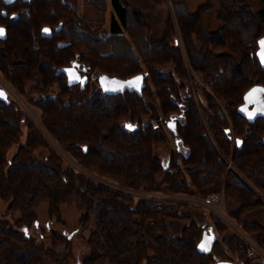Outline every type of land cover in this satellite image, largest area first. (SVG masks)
I'll return each instance as SVG.
<instances>
[{
    "label": "trees",
    "instance_id": "trees-1",
    "mask_svg": "<svg viewBox=\"0 0 264 264\" xmlns=\"http://www.w3.org/2000/svg\"><path fill=\"white\" fill-rule=\"evenodd\" d=\"M164 1L111 0L116 14L110 32L103 33L79 13V0H0V26L7 29V37L0 38V70L22 94L36 81L38 96L32 101L41 108L43 123L89 174L135 191L207 196L225 190L227 202L235 205H229L232 216L264 247V219L248 218L264 217V200L246 179L264 191V92L254 100L247 97L254 87L264 89V0L258 12L247 0H219L216 32L204 25L212 0L193 13L176 3L184 33L199 43L189 47L192 67L201 76L199 94L187 83L189 71L171 22L161 37L154 33ZM85 2L107 6L106 0ZM69 66L87 76L85 85L69 84L67 74L58 72ZM171 66L175 69L162 71ZM94 74L104 78L100 86H93ZM148 100L158 104L155 120H147L154 109ZM44 146L50 153L38 156ZM75 196L85 209L82 224L94 220L91 252L83 264L260 260L248 256L247 244L235 232L219 239L218 231L230 230L222 220L211 227V250H200L204 232L210 231L191 212L181 211L187 203L175 202L176 207L94 180L67 163L10 97H0V197L10 201L8 213L21 212L15 223L0 216V264H47L63 255L62 243L70 251L71 235L55 233L47 247L26 228L37 221L40 200L60 217L61 206ZM168 218L190 223L175 235Z\"/></svg>",
    "mask_w": 264,
    "mask_h": 264
},
{
    "label": "rangeland",
    "instance_id": "rangeland-1",
    "mask_svg": "<svg viewBox=\"0 0 264 264\" xmlns=\"http://www.w3.org/2000/svg\"><path fill=\"white\" fill-rule=\"evenodd\" d=\"M107 6L105 10L98 9L93 5L86 4L85 0H79V13L85 16L88 21L99 28L103 33H109L111 30V21L114 16L115 10L111 3V0H106ZM208 0H165L164 4L160 7L156 23L154 27V33L156 36L161 37L166 29L167 23L170 21L173 27V35L176 41V44L181 48L183 51V55L185 57V62L189 71L190 81L188 80L187 83L194 87L196 94H199L196 89V84L201 82V76L194 71L191 61H190V54H189V47H198L199 43L196 38L191 37L190 39L187 38L186 34L183 31V22L180 12L177 8L176 3L182 4V9L185 12L193 13L195 12L199 6L205 4ZM214 7L211 9L204 18V25L205 27L213 32H216L221 27V22L218 19V15L220 12V4L219 0H212ZM250 6L253 8L254 11L258 12L263 7L262 0H247ZM192 41V42H191ZM171 69H175L174 66L162 68V71L167 72ZM93 77V86L97 87L100 86L103 82L104 78L99 80L98 74ZM36 81L31 80L27 84V91L25 94L18 92L6 79L3 72L0 70V90L7 91L8 97H10L15 104L22 109L23 113L32 120L40 130V132L44 135L46 140L50 143L51 147L60 154V156L72 166L78 168L80 172L89 175L94 180L108 185L116 190L123 191L127 194H134L137 197H148L153 198L155 200H167L168 204L176 205L175 202H182L187 203L188 207H181L182 212H191L194 218L200 225H204L211 230V227L214 226L213 224L216 223L218 220L224 221L230 228L227 233H218L219 239H223L224 237H228L230 232H235L238 234L246 244L249 241L255 242L259 244L261 253L258 255L260 260L253 261L252 264H261L264 262V247L259 243L258 239L248 232L243 226L237 222L235 217L232 216L230 213L229 205L234 207V204H229L226 200L223 203L218 205H213L205 199L208 198L207 196L201 195H190L184 193H162V192H148V191H135L131 188H127L121 186L119 183L113 181L112 179L101 178L94 174H89L88 171L84 170L81 164L76 161L54 138L50 130L47 126L43 123L41 116L42 110L41 108L35 104L32 100L38 96V92L33 90ZM53 88L58 92V85L54 84ZM151 106L154 108L152 114L148 117L149 120H155L159 115L160 111L158 108L157 102H153L152 100H148ZM24 134L22 137V142L26 140L27 136V125H23ZM169 136L171 139V147L175 146L174 138L171 135L170 130ZM20 143L15 144L11 150L9 151V156L12 157L18 151ZM50 153V147H39L37 150V155L44 157ZM159 154H167L165 150L159 149ZM177 162L182 164L181 157H177ZM247 181L250 182L252 187L257 193V196L264 200V191L260 189L258 186L253 184V182L246 177ZM222 192V191H220ZM218 192V193H220ZM226 192V191H225ZM226 196V194H225ZM205 201V202H204ZM81 200L79 196H75L73 200L64 203L61 206V216L57 217V215H53L49 208V202L47 200H40L37 207V221L34 225L30 226V228H26L34 237L37 242H44L45 246L52 247L53 246V239L55 233H59L64 236L71 235V249L70 251L66 252V243H62L58 248V252L63 254L60 256V259L56 260H49L47 264H83L84 258L91 252V245L89 244V236L94 228V220L92 219L91 224L87 226L83 225L81 222V217L85 209L81 206ZM10 205V201L3 200L0 197V216L4 218H8L10 223H15L16 219L21 215L20 211H16L14 213H8L7 209ZM262 216V217H261ZM255 217L259 218L261 221L264 219L263 215L258 214L257 216L254 214L248 215V218L255 219ZM167 222L171 227V231L173 234L178 235L181 234L182 229L190 223L188 219L183 218H168ZM17 227V226H16ZM232 253V252H231ZM248 254V253H247ZM234 255V254H233ZM235 260H236V255ZM249 256V254H248ZM99 264H111L108 259L101 261ZM238 264H243L241 260Z\"/></svg>",
    "mask_w": 264,
    "mask_h": 264
},
{
    "label": "water",
    "instance_id": "water-1",
    "mask_svg": "<svg viewBox=\"0 0 264 264\" xmlns=\"http://www.w3.org/2000/svg\"><path fill=\"white\" fill-rule=\"evenodd\" d=\"M13 1L14 0H12V2ZM0 29L4 30V35L0 36V38H6L7 37V29L3 26H0ZM47 32L50 33V29H47ZM61 71H64L67 74L69 84H75V83L81 82L82 85H85L86 82L88 81L87 76L82 75L81 71L76 66L64 67V68L58 70V72H61ZM111 81L116 82V80H114V79H111ZM121 84L124 85L125 83L122 82ZM254 89H259V88L254 87L253 89H251L248 92L247 97L250 100H254V99H257L258 97H260L259 96L260 91H257L255 93H253L252 96H249V93H252ZM0 97L7 98L8 97L7 91L0 90ZM214 239H215V235L213 232L205 231L203 238L199 243V249L202 251L209 252L213 246ZM202 244L205 245V247L202 248L201 247Z\"/></svg>",
    "mask_w": 264,
    "mask_h": 264
},
{
    "label": "built area",
    "instance_id": "built-area-1",
    "mask_svg": "<svg viewBox=\"0 0 264 264\" xmlns=\"http://www.w3.org/2000/svg\"><path fill=\"white\" fill-rule=\"evenodd\" d=\"M123 192V191H121ZM205 201H208L209 203H212L213 205H218L220 203H223L225 201V194L224 193H211L208 195V198L205 199ZM204 201V202H205ZM260 246L259 244L255 243V242H248V246H247V253L250 256L256 255V254H260Z\"/></svg>",
    "mask_w": 264,
    "mask_h": 264
},
{
    "label": "snow or ice",
    "instance_id": "snow-or-ice-1",
    "mask_svg": "<svg viewBox=\"0 0 264 264\" xmlns=\"http://www.w3.org/2000/svg\"><path fill=\"white\" fill-rule=\"evenodd\" d=\"M8 2H12V0H8ZM47 31V30H45ZM4 35V30L3 29H0V36H3ZM261 44L264 45V41H261ZM139 80V78H137V81ZM257 91H261V92H264V89H254L252 93H249V96H252L253 93L257 92ZM250 116L253 115L252 113L249 114ZM201 247H205V245H201Z\"/></svg>",
    "mask_w": 264,
    "mask_h": 264
},
{
    "label": "bare ground",
    "instance_id": "bare-ground-1",
    "mask_svg": "<svg viewBox=\"0 0 264 264\" xmlns=\"http://www.w3.org/2000/svg\"><path fill=\"white\" fill-rule=\"evenodd\" d=\"M212 193H218V192H212ZM220 193H224L225 194V190H222V192H220ZM211 194V193H210ZM247 246H248V244H247ZM259 253H261V250H260V252ZM256 255H259V254H256ZM250 256V255H249Z\"/></svg>",
    "mask_w": 264,
    "mask_h": 264
},
{
    "label": "flooded vegetation",
    "instance_id": "flooded-vegetation-1",
    "mask_svg": "<svg viewBox=\"0 0 264 264\" xmlns=\"http://www.w3.org/2000/svg\"><path fill=\"white\" fill-rule=\"evenodd\" d=\"M263 55H264V52H263Z\"/></svg>",
    "mask_w": 264,
    "mask_h": 264
}]
</instances>
